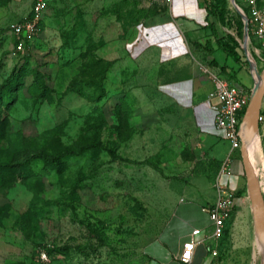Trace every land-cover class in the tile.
Instances as JSON below:
<instances>
[{
  "label": "rangeland",
  "instance_id": "obj_1",
  "mask_svg": "<svg viewBox=\"0 0 264 264\" xmlns=\"http://www.w3.org/2000/svg\"><path fill=\"white\" fill-rule=\"evenodd\" d=\"M120 1L136 4L137 10L145 6L144 0H47L42 14L44 32L19 46L12 26L29 15L32 0H0V85L15 77L20 82L13 84L5 98L10 103L0 104V118L6 119L0 162L21 160L35 152H43L45 158L67 154L65 149L70 146L83 151L62 157L60 169L40 164L39 175L24 178L17 174L12 185L0 189V264L168 261L173 252L162 241L171 234L168 224L180 203L190 197L201 202L202 180L197 178L215 179L228 156L233 172L223 181L238 182L244 176L241 147L231 149L228 139L198 133L192 107L181 106L158 91L156 81L147 85L153 96L147 93L146 83L152 76L148 61L156 59L159 48L150 46L140 59L127 52L126 43L139 31L135 29L132 35L131 30L129 37L122 38L121 21L114 14L121 17L125 12ZM238 14L232 0H227L225 20L235 27ZM175 20L189 39L193 22L185 17ZM220 30L225 33L232 28L220 25ZM94 31L96 37L106 39L97 49L87 35ZM204 34L198 33L203 42ZM252 42L250 37L248 46L255 58ZM89 48L114 60L99 82L83 70V55ZM40 75L49 90L34 87ZM86 80L91 81L87 87L82 84ZM198 82L206 89L211 86L205 74L197 75ZM102 83L105 96L96 101L94 94L100 90L94 89ZM82 86L85 89L80 92ZM128 88L139 99L131 118L136 132L122 141L114 157L91 147L100 139L94 135L99 128L97 116L102 110L105 128L114 124V105ZM196 133L203 144L199 150L191 147ZM254 171L264 196V165H255ZM237 217L241 227L235 231L234 242L241 243L238 250L242 254L231 250L228 264H262L264 249L259 248L255 222L250 218L255 227L250 239L242 228L248 224L245 211ZM215 240L208 237L201 246L214 245ZM173 255L177 258L179 252Z\"/></svg>",
  "mask_w": 264,
  "mask_h": 264
},
{
  "label": "crops",
  "instance_id": "obj_2",
  "mask_svg": "<svg viewBox=\"0 0 264 264\" xmlns=\"http://www.w3.org/2000/svg\"><path fill=\"white\" fill-rule=\"evenodd\" d=\"M259 2L261 5H264V0H259ZM245 3L246 0H243V4ZM144 5V7H154L153 4L144 3ZM113 6L114 5H112V8ZM155 6L157 9L156 12L137 23H132L125 27V25L120 22L122 38L126 36L129 37L131 30L133 31L132 35L135 33V29L139 31L137 37L134 34L136 37H134V40L130 39L126 43L127 52H129L131 56L137 57L141 54L143 55L147 48L152 45L159 48V54L156 59H149L148 61V65L152 67V76L149 77L146 83V91L149 95L153 96L147 89V85L152 81H156L158 91L173 98L175 102L181 106L192 107L198 133L206 132L219 136L214 126V114L219 100L216 97L210 96V92L213 90L212 74L219 73L217 69L219 70L221 65L227 64L228 70H236L237 80H233L232 82L252 89L254 78L250 73V69L246 66L240 67L235 62L234 58L228 55L224 49L218 45L215 46V38L212 34V29L209 27V23H215L219 36L224 35L226 32L221 33L220 25L222 24L216 17L208 14L204 0H173L171 4L157 3ZM179 17H185L194 24L193 27L189 28V39L186 38V35H184L177 22H174L176 21L175 19ZM148 19H152L153 23H145ZM117 21L119 20L117 19ZM42 32H44V29L41 21V31L39 34ZM199 32H205L204 35L207 36V39H205L204 42L201 36H198ZM227 32H232V30ZM96 36L97 35H95L96 39H104L106 42V39L102 35L99 37ZM207 40H211L212 48L210 49H206L203 46ZM251 47L256 55L255 59L258 67H262L263 70L264 57L254 48L253 44H251ZM213 58L218 60L220 66H212L210 64V60ZM242 73H245L247 76H243ZM198 74L206 75L211 84L208 89L202 87L200 82L196 84V77ZM244 82L246 84H244ZM127 91L137 104L139 99L136 94L129 90V88ZM159 98L163 101V105L168 106L161 96ZM168 107L170 108V106ZM261 113L264 114V97L261 105ZM198 133L193 137L191 136L193 139L191 140V147L195 150L203 148V144L198 138ZM258 133L260 135L264 154V120L259 122ZM230 168L232 174L233 170L231 165ZM231 174H225L220 177V181L232 188L236 193L232 219L227 226L228 234L225 238L215 240V244L211 245L218 250L216 256H212L210 252L204 254L206 248L202 247L201 243H199L196 246L194 258L190 264H228L229 258L227 257L231 250L233 251L234 249L236 254L241 253L238 250L241 243L235 244L234 234L237 227H241L240 216H237L242 211H245L248 220L247 227H242L243 231L248 233L250 239L255 235V227L252 226L250 222V218H252V222H254V210L245 172L243 178L238 182L231 183L229 179L223 181V177H227L226 175ZM204 176L197 178V181L202 180L200 187L202 191L198 192L200 199H202L201 202L196 200V198L190 197V200L181 202L172 215V219L168 224L171 234L168 238L166 237L164 239L165 241H162V243L163 245L169 246L173 253H170L171 255L169 256L171 257L168 258V261H158L155 259L159 264H181L178 258H175L173 254L176 252L180 254L183 241L192 237L193 228H204L210 223L207 210L208 207L215 202V180L217 179V174L215 179L214 176L213 179H208V181L204 179ZM238 192L241 193L238 195ZM201 194L205 196L203 197ZM246 229L248 232H246Z\"/></svg>",
  "mask_w": 264,
  "mask_h": 264
},
{
  "label": "trees",
  "instance_id": "obj_3",
  "mask_svg": "<svg viewBox=\"0 0 264 264\" xmlns=\"http://www.w3.org/2000/svg\"><path fill=\"white\" fill-rule=\"evenodd\" d=\"M238 4L244 9L246 13H249V9L247 4H243V0H237ZM206 9L208 11L209 15H212L217 18V20L222 24V25H228L230 28H232V32H226L224 35L219 36L218 31L216 29V25L213 22L209 23V27L212 29V34L215 38L216 44L224 49L228 55L234 58L235 62L240 66L244 67L246 66L249 69V63L245 58V55L243 54L242 48H241V39L243 38V33H244V22L239 15L238 22L236 23L237 25L234 27L232 23L230 24L229 21L225 20V15H226V10H227V0H204ZM118 4L124 5L126 8L125 12L121 14V17H119L117 12H114L116 18L120 20L125 27L127 25H130L132 23H137L140 20H143L144 18L148 17L149 15L153 14L154 12L157 11L156 9V4L154 3V7H141V9H136V4H131L129 1H123L119 2ZM117 5V4H116ZM116 5L113 6V9L116 8ZM112 9V10H113ZM113 12V11H112ZM235 23V21H234ZM87 27V26H86ZM90 35L89 39L90 41L94 42L96 49L98 47H102L105 45V40L104 39H96L94 32ZM250 37L253 38L254 42L252 44L254 46H257L258 43L256 42L253 33L250 31ZM87 38V36H86ZM29 41L23 42V44H26ZM18 43V41H17ZM92 46V45H91ZM90 46V48H91ZM206 49L212 48L211 46V40H207L206 43L203 45ZM90 48L88 51L85 52L83 55L86 58L85 61V67L83 68L84 73L89 76L92 74V76L95 78V80L99 82V80H102L104 77L107 68L113 63L114 60L107 59L104 56L99 55L96 52H91ZM20 49L17 50L18 53H20ZM210 64L212 66H220L218 60L216 58H213L210 60ZM262 70V67L260 68V71ZM223 74L224 77L228 78L230 81L237 80L236 78V70H228L227 64H223L219 67V74ZM21 74V73H20ZM37 75L40 73L37 72ZM221 74V75H222ZM19 76V74H18ZM41 76L40 78L38 77L33 81L34 87L36 90H43L47 91L49 90V87L41 81ZM91 83L90 80H86L85 82H82L85 87L89 86ZM13 84H20L18 77L8 79V81L2 85H0V104L1 102L5 104L10 103V98L9 100H5L7 97V94H9L13 90ZM95 85V83H94ZM95 87V86H94ZM98 88V89H96ZM82 89H85L83 86L80 89V92H83ZM95 91L100 90L99 93H96L94 95L96 98V101L101 100L105 95L104 93V85L103 83L101 84L100 88L95 87ZM133 105H135V101L133 98L130 96L128 91H125L117 100V102L114 105V111L116 114V122L114 124L108 125L107 128H105L106 124V119H105V114L104 111L99 110L98 112V125L99 128H95L96 130L94 131L95 138H100L99 141L97 140V144H93V149L97 148L100 149V151H107L111 156L117 157L116 153L118 149L121 146L122 141H126L127 139L131 138L133 136V133L136 132V128L134 124L131 122L132 118V111H133ZM244 108L240 114L242 115L245 113ZM6 123V119H1L0 118V138L5 137V132L3 125ZM104 129H107V133H104ZM105 134V136H103ZM67 150V154L65 152L58 153L56 155L48 156L47 158L44 157L43 152H35L33 154H30L29 156H26L25 158L21 160H12L6 159L3 162H0V189L2 187H5L6 185L10 186L15 179L17 174L19 176H22L24 178H30L33 177V175H39V172L37 170V167L39 165L43 166H48L50 165L51 167H55L60 169L62 165V157H66L68 155L69 157L72 155H77L80 152L83 151H75V148L71 147ZM220 166V165H219ZM219 169V168H218ZM10 183V184H8ZM241 192H238L237 194L239 195ZM233 214V212H232ZM232 214L231 217L228 219L226 223V227L224 230V235L222 238H225L226 235L228 234V223L232 219ZM181 263V262H180ZM182 264V263H181Z\"/></svg>",
  "mask_w": 264,
  "mask_h": 264
},
{
  "label": "built area",
  "instance_id": "obj_4",
  "mask_svg": "<svg viewBox=\"0 0 264 264\" xmlns=\"http://www.w3.org/2000/svg\"><path fill=\"white\" fill-rule=\"evenodd\" d=\"M144 2L147 4H171L173 0H144ZM246 4L249 13L241 8L248 16L249 34L250 31L253 33L258 43L254 48L264 57V5H261L259 0H246ZM46 7L47 0H32L29 15L12 26V31L17 36L19 46H22L25 41L30 42L39 35L42 14ZM212 82L214 88L210 92V96L219 100L214 114L215 130L219 136L231 142V149L240 148V123L244 115L241 117L240 114L249 103L252 89L238 85L219 73L212 74ZM263 120L264 114L260 113L259 122ZM230 161V156H228L221 162L218 169L217 179L215 180V202L207 210L210 220L209 227L193 228L192 237L183 241L181 252L177 257L182 264L192 262L196 246L199 243H202L208 237L219 240L224 235L226 223L231 217L236 198L235 191L220 181L222 175L231 174ZM206 251L210 252L212 256L218 254V250L212 247L211 244H206Z\"/></svg>",
  "mask_w": 264,
  "mask_h": 264
},
{
  "label": "water",
  "instance_id": "obj_5",
  "mask_svg": "<svg viewBox=\"0 0 264 264\" xmlns=\"http://www.w3.org/2000/svg\"><path fill=\"white\" fill-rule=\"evenodd\" d=\"M232 2L244 22L243 43H241V46L244 49L246 60L249 62V69L254 78L250 100L240 123L241 156L253 204L254 222L260 235L262 249H264V196L250 160L248 146L251 136L259 130V116L264 97V69L262 71L259 70L256 59L248 46L250 41L248 16L236 0H232ZM262 264H264V260Z\"/></svg>",
  "mask_w": 264,
  "mask_h": 264
},
{
  "label": "bare ground",
  "instance_id": "obj_6",
  "mask_svg": "<svg viewBox=\"0 0 264 264\" xmlns=\"http://www.w3.org/2000/svg\"><path fill=\"white\" fill-rule=\"evenodd\" d=\"M249 156L252 166L264 165V154L261 146L260 135L258 132L254 133L249 141ZM259 248H262V242L258 230L256 231Z\"/></svg>",
  "mask_w": 264,
  "mask_h": 264
}]
</instances>
